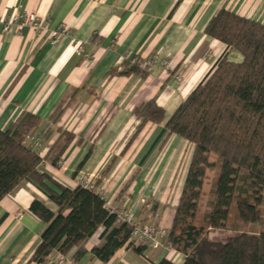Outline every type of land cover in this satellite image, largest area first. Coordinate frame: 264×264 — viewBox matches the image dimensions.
Returning <instances> with one entry per match:
<instances>
[{
	"label": "crops",
	"instance_id": "1",
	"mask_svg": "<svg viewBox=\"0 0 264 264\" xmlns=\"http://www.w3.org/2000/svg\"><path fill=\"white\" fill-rule=\"evenodd\" d=\"M222 7L264 24V0H0V129L23 113L36 114L42 171L69 187L83 174L90 176L108 208L169 229L193 144L168 134L164 124L224 50L204 32ZM31 11L44 19L42 35L28 26L3 30L14 13ZM61 26L67 33L51 44L49 32ZM76 43L81 46L78 53ZM133 57L150 60L145 75L121 73L124 61ZM229 57L240 59L234 51ZM150 99L164 109V119L145 123L135 134L140 119L132 110ZM59 128L74 138L54 166L55 151L50 149ZM33 199L56 211L28 180L0 200V264L183 260L164 237L163 246L147 247L143 255L124 245L102 262L91 252L102 242L99 227L82 244L84 253L78 258L80 246H73L65 254L53 250L43 263L31 261L45 226L29 211Z\"/></svg>",
	"mask_w": 264,
	"mask_h": 264
},
{
	"label": "trees",
	"instance_id": "2",
	"mask_svg": "<svg viewBox=\"0 0 264 264\" xmlns=\"http://www.w3.org/2000/svg\"><path fill=\"white\" fill-rule=\"evenodd\" d=\"M204 32L224 50L164 124L168 134L193 144L166 235L168 247L183 256L180 264H264V24L222 7ZM230 51H237L240 59L230 58ZM140 63L137 57L124 61L121 73L145 75L148 67ZM132 113L140 119L135 134L145 123L164 119V109L154 99L138 104ZM39 124V117L27 112L0 129V200L28 180L56 205L54 212L37 199L30 202L29 211L45 224L30 260L43 263L53 250L65 254L73 246H80L78 258L84 253L82 244L99 227L102 242L91 252L100 261L107 262L124 245L143 255L148 246L128 242L132 225L118 219L102 194L80 183L66 186L40 169L44 158L40 150L23 143ZM58 132L50 149L55 151L54 166L74 138L67 130ZM207 172L212 173L209 197L199 217ZM232 203L241 221L261 222L262 229L224 239L209 237L210 229L226 227ZM152 264L176 263L162 257Z\"/></svg>",
	"mask_w": 264,
	"mask_h": 264
},
{
	"label": "built area",
	"instance_id": "3",
	"mask_svg": "<svg viewBox=\"0 0 264 264\" xmlns=\"http://www.w3.org/2000/svg\"><path fill=\"white\" fill-rule=\"evenodd\" d=\"M43 23H44V19H42L32 11L16 12L10 18L4 21L3 30L10 31L14 26L16 27L28 26L30 29L34 31L35 34L42 35L45 31V26L43 25ZM62 33H67L66 26L58 27L52 30L51 32H49L47 40L51 44H56L59 36ZM80 50H81V46L78 43H76L75 51L78 53ZM150 65H151L150 60H143L140 63L141 67H149ZM23 143L33 148H39L41 146V138L36 133H29L25 135V137L23 138ZM39 152H40L39 154L41 155V150ZM79 183L89 189L95 190L96 192L104 196V194L97 188L94 180L90 178V176L83 174L79 179ZM110 210L114 211L113 209ZM116 213L120 221H127L132 225L131 234L128 240L130 244L136 246L140 244H145L148 247H153V248L163 246L162 238L166 237L168 229L154 224H145L139 221H135L134 218L125 210H120L119 212L117 211Z\"/></svg>",
	"mask_w": 264,
	"mask_h": 264
},
{
	"label": "rangeland",
	"instance_id": "4",
	"mask_svg": "<svg viewBox=\"0 0 264 264\" xmlns=\"http://www.w3.org/2000/svg\"><path fill=\"white\" fill-rule=\"evenodd\" d=\"M237 52V51H234ZM239 55V53L237 52ZM234 57V56H233ZM211 172H207L206 175V183L203 186V195L200 200V208H199V217L203 213L208 197H209V191H210V177H211ZM229 212H228V219L226 222V227L223 229H210L209 232V237L212 238H217V239H224L225 237L229 235H234L239 232H248V233H255L258 232L262 229V223L261 222H256V223H244L243 221L240 220L238 217L236 208L234 203L229 207ZM201 219H197V222H200Z\"/></svg>",
	"mask_w": 264,
	"mask_h": 264
}]
</instances>
